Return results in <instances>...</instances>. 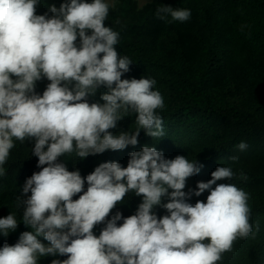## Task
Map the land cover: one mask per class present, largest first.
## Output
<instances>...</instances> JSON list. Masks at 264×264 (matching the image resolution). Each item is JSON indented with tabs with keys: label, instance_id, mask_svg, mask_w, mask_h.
I'll return each mask as SVG.
<instances>
[{
	"label": "clouds",
	"instance_id": "9594fccd",
	"mask_svg": "<svg viewBox=\"0 0 264 264\" xmlns=\"http://www.w3.org/2000/svg\"><path fill=\"white\" fill-rule=\"evenodd\" d=\"M40 4L0 0V177L16 142H32L39 168L26 178L16 211L0 218L5 237L20 222L31 229L0 247V264H38L48 256H67L51 264H220L237 240L255 238L260 225L251 223L249 194L233 183L248 177L231 165L219 163L209 180L187 191L202 165L150 146L130 152L126 166L103 162L83 177L68 170L66 160L136 146L141 131L154 141L164 137L157 111L164 98L150 76L122 79L133 62L116 50L120 32L104 25L117 0H63L37 14ZM154 15L184 23L191 10L161 4ZM42 80L49 83L38 93ZM101 88L102 103H90ZM130 116L134 128L110 131ZM206 191V200L190 202ZM129 193L141 198L135 213L110 215ZM157 207L167 214L158 217Z\"/></svg>",
	"mask_w": 264,
	"mask_h": 264
},
{
	"label": "trees",
	"instance_id": "16d2710c",
	"mask_svg": "<svg viewBox=\"0 0 264 264\" xmlns=\"http://www.w3.org/2000/svg\"><path fill=\"white\" fill-rule=\"evenodd\" d=\"M62 2L41 0L37 14ZM161 4L190 9V20L167 23L156 19L155 9ZM110 23L120 32L117 52L128 55L133 62L122 79L150 76L156 80V90L164 98V108L157 111L166 135L154 141L141 131L136 146L66 160L68 170L78 169L83 177L103 162L126 166L130 152L150 146L166 158L184 155L202 165L197 175L188 178L187 191L197 182L209 180L219 163L231 165L237 175L243 171L248 177L246 182L234 179L233 183L249 194L251 223H259L260 231L255 238L237 240L220 264H264V0H151L142 6L136 0H117L104 25ZM47 83L38 81L36 91L42 93ZM105 91L99 89L89 102L102 103L99 97ZM134 120V116L125 117L110 131L134 128ZM241 141L248 144L243 152L235 148ZM31 147V141L16 142L10 152L4 166L6 175L0 177V218L16 211L14 201L24 198L26 178L39 171ZM232 155L239 156V160L230 161ZM207 195L206 191L200 197L193 196L190 202L204 201ZM140 202V197L129 193L110 215L116 211L124 217L132 215ZM155 211L158 217L167 214L160 207ZM17 214L19 217L22 209ZM102 227L97 225L94 233L99 235ZM30 230L18 223L7 237L0 235V247L15 244L22 232ZM66 258L42 257L38 264Z\"/></svg>",
	"mask_w": 264,
	"mask_h": 264
},
{
	"label": "rangeland",
	"instance_id": "374dc122",
	"mask_svg": "<svg viewBox=\"0 0 264 264\" xmlns=\"http://www.w3.org/2000/svg\"><path fill=\"white\" fill-rule=\"evenodd\" d=\"M138 2L139 6H142L144 4H146L147 2L151 1V0H136Z\"/></svg>",
	"mask_w": 264,
	"mask_h": 264
}]
</instances>
